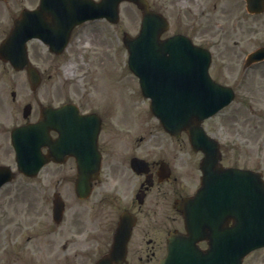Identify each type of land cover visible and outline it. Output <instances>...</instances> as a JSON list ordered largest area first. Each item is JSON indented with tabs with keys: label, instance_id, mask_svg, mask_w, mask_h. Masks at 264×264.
<instances>
[{
	"label": "flooded vegetation",
	"instance_id": "1",
	"mask_svg": "<svg viewBox=\"0 0 264 264\" xmlns=\"http://www.w3.org/2000/svg\"><path fill=\"white\" fill-rule=\"evenodd\" d=\"M44 1H48L52 8L41 6L42 0H0V46L8 38L16 20L20 22L18 26L23 36L34 30L35 35L52 39L47 43L35 37L25 42L27 64L39 73L32 89L27 65L15 70L0 56V86L8 82L17 84L19 94H13L12 102L18 101L20 107L28 105L27 116L21 120L15 114V106L1 112L4 106L0 98V157L5 159L11 155V129L14 125L41 120L45 107L58 108L70 104L80 114H93L101 121L96 146L100 169L98 179L90 182L89 196L79 200L80 206L73 208L67 204L76 180V161L66 154L55 155L53 160L50 150L54 149L58 133L55 128L44 129L46 138L41 151L50 161L41 168L40 175H20L21 221L17 223L16 233L19 234L25 223L33 221L40 213L46 218L47 203L56 196L64 202L61 221L55 224L47 210L45 241L36 245L39 254H45V261L71 264L72 247L78 245L80 254L75 256L79 259L78 264L93 263L103 255L102 248L109 247L112 231L120 215L126 213L135 217V222L125 262L155 264L158 254L165 249L167 236L183 229L181 204L193 193L184 187L182 137L176 139L180 143L170 145L161 142L158 136L154 139L141 137L135 141L121 133L118 108L107 104V97L96 85L98 72L104 65L93 63L99 51L91 43L98 39L99 33L103 38H116L117 31L105 28L114 24L101 19L74 26L63 46L65 37L62 33L66 26L63 23L65 9L61 7L70 1ZM160 3L163 15L173 20L174 33L203 39L211 28L227 37L230 35L234 39L237 57L242 45H246L247 13L242 0H160ZM149 4L156 9L155 0H149ZM125 11L129 10L126 8ZM215 33L209 37L214 38ZM83 35L91 47L86 53L88 56L83 54ZM225 67L228 69L230 66ZM228 70L235 69L230 67ZM132 159L139 160L138 171L132 168ZM8 225L13 226L6 222L4 227ZM133 244L135 247L132 249ZM83 249L87 250L83 253Z\"/></svg>",
	"mask_w": 264,
	"mask_h": 264
},
{
	"label": "water",
	"instance_id": "2",
	"mask_svg": "<svg viewBox=\"0 0 264 264\" xmlns=\"http://www.w3.org/2000/svg\"><path fill=\"white\" fill-rule=\"evenodd\" d=\"M81 1L83 15L97 13L106 4L105 0L98 4ZM119 1L115 0V4ZM129 1L140 8L144 4L142 0ZM73 7L79 9V6ZM97 15L103 16L102 13ZM91 16H83V19ZM164 26L160 16L144 11L139 35L123 40L129 53L128 64L139 78L142 94L150 97L151 110L163 127L170 133L186 129L192 146L203 150L206 158L202 167L204 186L184 209L188 235L171 238L168 254L161 264H240L249 251L264 246V185L258 175L250 171L213 167L216 159L212 158L213 149L208 146L211 141L204 135L200 122L230 101V90L209 79V54L205 50L191 46L179 36L159 41ZM17 34L15 30L10 38L16 39ZM65 120L82 123L64 126L66 135L83 136L82 153L77 150L81 159L83 152L94 149L97 130L86 117L69 115ZM33 128L18 129L15 134H25ZM14 142L18 164L27 170L29 166L23 160L29 148L20 141ZM78 168L83 175L94 171V167L84 161ZM5 171L0 169V181L9 174L3 173ZM222 217L232 218L235 226L224 229L219 220ZM205 227L208 233L200 235ZM201 238L209 243L204 252L195 246Z\"/></svg>",
	"mask_w": 264,
	"mask_h": 264
},
{
	"label": "rangeland",
	"instance_id": "3",
	"mask_svg": "<svg viewBox=\"0 0 264 264\" xmlns=\"http://www.w3.org/2000/svg\"><path fill=\"white\" fill-rule=\"evenodd\" d=\"M139 21L140 17L135 11H121L120 24L115 27L105 28H112L115 31L126 29L130 35H133L139 27ZM205 33V35L212 37L214 33L216 34L214 36L216 41L210 48L212 53V63L209 69L210 76L222 84L232 85L237 94L235 100L228 107L223 109L218 115L205 121L204 127L206 131L219 137L220 141L224 143L226 147V150L223 149L222 162L224 165H236L259 171L264 178V64L249 69L246 71L245 77L240 78L241 70L239 67L234 72L228 70L237 57L235 56V49L230 45L232 40L230 35L228 37L227 35L219 36L221 32L214 31V29L211 30V28ZM253 35H257L258 44L262 42L264 45V13L247 21L246 39H250ZM97 36L98 39H93L91 43L94 49L99 51V56L105 64L109 62V58H112L110 55H108L109 58H106V52L108 51L106 47L109 46V49L116 47L118 50V53L112 58L111 65L118 66L119 72L107 77V82L110 84V94L106 96L107 104L109 103L113 108H118L119 102L117 101L116 93L120 86L119 95L124 98L123 105L127 108V113L130 114V111H133L131 122L128 123L133 124L135 128L141 127L134 132V135L147 134L144 133L146 128L152 131L157 125L155 120L148 115V100L145 102L141 101L137 81L124 66L127 53L121 41V34L118 40L112 37L111 41L103 38L102 33L97 34ZM84 42H87V39L83 35V44ZM108 53L110 54V52ZM222 62H225L230 67L219 70V64ZM12 89L17 90L12 84L11 86L5 84L1 88L2 94L6 97L8 103V94ZM136 94H139V98L138 96L136 98ZM4 97L0 98L5 100ZM18 182L19 180H16L12 183L11 190L2 189L0 192V206L4 204L7 198H16L15 188ZM8 207L13 218H15L14 211L17 212L20 208L18 201ZM28 235H31L30 229H26L23 234V244ZM3 239V234L0 231V248L3 245ZM244 264H264V249L252 253L245 259Z\"/></svg>",
	"mask_w": 264,
	"mask_h": 264
}]
</instances>
